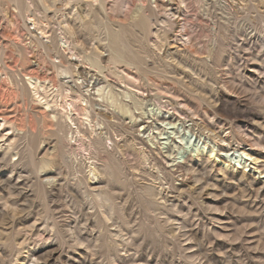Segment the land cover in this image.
Returning <instances> with one entry per match:
<instances>
[{"label": "rangeland", "instance_id": "1", "mask_svg": "<svg viewBox=\"0 0 264 264\" xmlns=\"http://www.w3.org/2000/svg\"><path fill=\"white\" fill-rule=\"evenodd\" d=\"M62 4L0 0V264H264V0ZM31 18L44 38L32 37ZM60 39L68 44L64 55L51 47ZM75 56L82 64L75 77L91 91L107 85L124 100L123 90L140 91L164 111L180 110L187 124L198 116L196 128L212 138L229 133L230 148L254 143L256 161L232 164L225 174L227 152L217 150L212 172L197 166L202 196L191 171L187 186L176 187L183 171L147 137L158 131L157 118L132 101H124L129 114L99 98L91 101L95 112L78 98L68 101L78 129L68 143L69 121L61 112L60 126L43 121V106L23 99L14 75L45 80L64 98L53 60ZM100 135L106 147L96 143ZM42 141L55 147L49 162ZM146 183L161 190L154 199L167 209L155 207ZM166 217L176 231L220 234L197 235L184 248L170 240L159 221Z\"/></svg>", "mask_w": 264, "mask_h": 264}, {"label": "bare ground", "instance_id": "2", "mask_svg": "<svg viewBox=\"0 0 264 264\" xmlns=\"http://www.w3.org/2000/svg\"><path fill=\"white\" fill-rule=\"evenodd\" d=\"M57 1L58 0H46V4L49 6V8H52L55 6ZM61 1L63 3L62 5H64L66 9H68V7H70L71 4H75L78 2V0H61ZM84 1H86L87 4L93 3V0H84ZM27 24H28L27 25L28 29L30 30V33L33 38L36 37L44 38V32L38 29L37 22L34 20V18L29 19L27 21ZM32 31H36V32H32ZM60 40H61L60 43L58 44L54 43V45L53 44L50 45L54 49V51L56 50L57 53L64 55L66 54L64 49L67 48L68 44L65 40L63 39ZM45 42L51 43L52 41L47 39ZM88 59H90L92 64H94L95 66H97L100 63L99 59L96 56H91ZM69 60L67 64H63L60 58L58 59L56 58L53 60L54 66L60 68L59 74L63 76L62 78H64V81L62 82L63 86L66 89L65 90L66 93L64 92L65 93L64 98L63 96L60 98V95L58 94V90L56 89L54 90L53 88L54 86L52 87L49 84V82L45 80L43 81L38 79L37 77L29 76L27 78H24L23 82H20V78L17 76V74L14 75V78L18 81L17 89H19L20 95L23 97V99L25 96H27V98H29L31 101H34L43 106L44 109L43 110L41 109L42 113L40 112L42 114L43 121L47 117H49L51 120H55L56 124L60 126L61 122L58 117L60 112L63 116H65L67 122L69 121V123H65L63 125L65 127H68V132L66 134V140L68 143H70V141L74 138V132L78 130V129L76 130V128L74 129L72 126L74 119L72 115V110H73L72 108L74 107V104L73 102L68 103V101H74L76 98H78L80 99V101L82 100L85 102V107L83 108L86 112H95L91 101L94 100L97 101V98H99L100 101H107V104L113 107L114 109L118 108L119 111L123 114H129L131 112L129 104L125 103L124 101H132V104L135 106V109L141 110V112L144 115H147L150 118H155V117L157 118L158 121L156 122V129L158 131L154 132L150 130L147 137L150 141H153V143H156L155 140L158 139L160 141L159 142L161 146L160 148L162 150L165 149L169 151L168 158L170 159L168 160L172 162V167L174 166L178 167L183 171L181 172L183 174H180V178L176 179L175 182L176 187L178 186L179 188H181L183 186H187L186 185L188 183L187 181H189L188 179H190L188 178L189 176L187 175L189 171H191L193 173L192 175H190L191 178L194 179L196 185H200L199 189L200 188L203 189L201 191L198 189L199 190L198 194L202 196L201 193L206 189V187L201 186L202 184L201 180L203 176H200L201 174L197 173V166L202 167V169L205 171L212 172L214 167H216L217 165V163L214 160V158L216 157L217 150H224L227 152V154H225L224 157L226 162H224L223 166L220 167V172L222 171L225 174L228 170V167L231 166L232 164L237 167L243 166L245 168L248 165V161L251 160L256 161V158L253 157V153L255 151L254 143L250 145L247 144L246 146H249V149L244 151H240L239 148H230L229 133H227L224 136V139L218 138L217 135L214 134H213L214 137L212 138V132L210 131L204 132L203 130L198 131V129L196 128L199 125L198 116L192 118L191 124H187L185 120L188 121L187 120L188 117L185 118V120H183L184 117H182L178 113L180 112V110L176 113L173 111L171 112L170 110L164 111L162 108L155 106L151 103H148L147 102L148 100L144 98L145 94H143L140 91H136L132 89L128 91L123 90L122 95L124 96L125 100L119 97L120 93L116 92V90L110 88V86L108 88L107 85L106 86L100 85V83H98L100 86H98L95 89V91H91L92 88L91 89L88 88L90 85H86L88 84L86 83V80L80 81L77 80V78L75 77V75L80 74L79 69L82 66V64L80 63L81 61L80 57L77 56L70 57ZM71 60L73 62H71ZM71 67H73L72 70ZM94 83L95 82L93 81L92 86L94 85ZM85 85L87 86V89H85ZM188 108L191 109L192 107H188ZM59 109H61V111H59ZM192 112L193 114H195V111L193 109ZM172 117H174V119H172ZM90 118L91 116L89 115L88 120L91 122ZM0 119L1 122H3V124H1L0 122V126L6 125V119L2 117H0ZM26 131L33 133L34 127L28 126V130ZM19 132L23 133L24 131L19 130ZM159 136H161V138ZM242 138L244 140L248 139L245 135L242 136ZM96 143L99 144L100 146L106 147L102 135H100V137L96 139ZM41 147L48 150L45 156L47 157L46 161L49 162V160L52 159L53 155L56 152L55 147L52 145H48L47 142L45 141H42ZM231 150L233 151L230 152ZM143 158H145V161H147L146 156ZM95 171L93 172L95 173ZM262 172H264V169H262ZM144 188L151 194V199H153V203H155L156 208L158 209L168 208L169 204H166L167 202L158 201L157 198L154 199V197H156L157 194H162L159 188L157 191L155 185L151 183L148 184L146 183L144 185ZM159 221H161L163 227L166 228V232L170 235L169 236L170 240L180 243L181 246L184 248H187L188 246L189 248L190 246L192 247V244L194 243L193 240L196 238L197 235H201L202 237H206V236L211 237L213 232L218 233V231L216 230L212 231V227L209 228L203 227L202 229L194 227V229L184 231L182 230L183 225L179 226L176 231V229H173L172 227L169 226L170 221L169 219H167V217L166 219L161 218ZM194 255H195L194 253L186 254L188 258L190 257L192 258L194 257ZM195 258H197L196 255ZM21 263L24 264L23 262Z\"/></svg>", "mask_w": 264, "mask_h": 264}]
</instances>
